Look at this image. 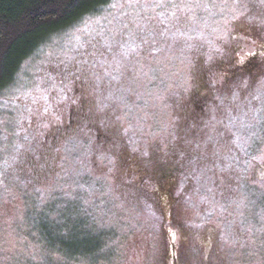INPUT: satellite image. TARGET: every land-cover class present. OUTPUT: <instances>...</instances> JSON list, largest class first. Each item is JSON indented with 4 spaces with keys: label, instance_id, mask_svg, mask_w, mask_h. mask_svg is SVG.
Returning a JSON list of instances; mask_svg holds the SVG:
<instances>
[{
    "label": "rangeland",
    "instance_id": "rangeland-1",
    "mask_svg": "<svg viewBox=\"0 0 264 264\" xmlns=\"http://www.w3.org/2000/svg\"><path fill=\"white\" fill-rule=\"evenodd\" d=\"M173 2L191 12L135 81L117 41L161 10L111 0L0 88V264H172L170 243L177 264H264V0Z\"/></svg>",
    "mask_w": 264,
    "mask_h": 264
},
{
    "label": "trees",
    "instance_id": "trees-1",
    "mask_svg": "<svg viewBox=\"0 0 264 264\" xmlns=\"http://www.w3.org/2000/svg\"><path fill=\"white\" fill-rule=\"evenodd\" d=\"M111 0H0V88L53 36Z\"/></svg>",
    "mask_w": 264,
    "mask_h": 264
},
{
    "label": "snow or ice",
    "instance_id": "snow-or-ice-1",
    "mask_svg": "<svg viewBox=\"0 0 264 264\" xmlns=\"http://www.w3.org/2000/svg\"><path fill=\"white\" fill-rule=\"evenodd\" d=\"M127 7L129 8H140L142 7L141 0H125ZM117 4H112L111 7L116 8ZM125 4H120L119 7L123 8ZM200 6V5H197ZM143 7H151L155 12L156 9H160L161 11L157 12L155 15H139L138 19H134L132 21L133 27H129L128 24H124L123 28L126 30L125 33H121V39L117 41L119 44L118 57L119 59L116 61L114 71L118 72L121 76L124 75V71H128L129 68L132 69V80L135 81L139 74L144 73V68L146 67L145 62L149 60H155L153 56L154 51H161L162 49L157 48L156 45L160 43L161 40H166L169 38V33L171 31V26H173V21L176 23L180 22L181 17L177 14L178 12H183L187 9L188 12H191L192 6L188 4H177L174 3L173 0H153V3L149 5L147 0L143 4ZM206 7V6H205ZM127 15V13H126ZM191 19V17H188ZM159 38V39H158ZM111 48V45H109ZM151 71H155V69H151L150 65H147ZM123 69L124 71H121ZM112 80H117L116 75H112L109 73ZM47 111V109H45ZM256 119L255 117L253 118ZM223 123V121H220ZM47 127V125H44ZM226 127L235 126L232 120H229V125H225ZM255 125L254 124H245L243 125V129H251ZM255 135V133H252ZM232 136L234 139L232 143L237 147L244 149V145L246 144V133L237 135V133L233 132ZM248 139L251 137L248 136ZM261 159H264V151H262ZM232 165H227L226 168L221 171H227L230 169ZM230 180L231 177L229 176ZM264 180V176L261 177ZM3 181L0 180V183ZM211 190V189H210ZM37 191H39L37 189ZM261 219L264 220V215L261 216ZM248 231H252V228L249 227ZM173 240H175V234L173 233Z\"/></svg>",
    "mask_w": 264,
    "mask_h": 264
},
{
    "label": "flooded vegetation",
    "instance_id": "flooded-vegetation-1",
    "mask_svg": "<svg viewBox=\"0 0 264 264\" xmlns=\"http://www.w3.org/2000/svg\"><path fill=\"white\" fill-rule=\"evenodd\" d=\"M250 57H245V59L242 60H236L234 59H228V60H224L223 64L221 65V67L219 68L217 74L219 75V78L222 79V81H232L234 80L236 77H241V76H245L246 74L250 73L253 71V69L256 67V63L254 61H252V59H249ZM173 186V185H172ZM170 186V184H166L162 185L161 187H172ZM172 247L174 249H172L171 247H169V251L171 252L169 256L172 257V264H177V250L175 251V249L177 248V246L180 245H176V244H172ZM183 245V244H182ZM181 249V247H180ZM168 251V252H169ZM175 251V253L173 252ZM169 254V253H168Z\"/></svg>",
    "mask_w": 264,
    "mask_h": 264
}]
</instances>
